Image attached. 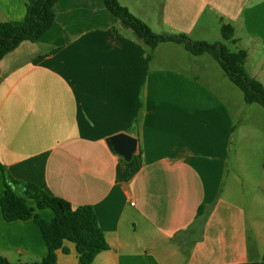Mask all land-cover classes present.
<instances>
[{"label":"crops","instance_id":"1","mask_svg":"<svg viewBox=\"0 0 264 264\" xmlns=\"http://www.w3.org/2000/svg\"><path fill=\"white\" fill-rule=\"evenodd\" d=\"M118 1L153 31L195 40L231 23L264 85V0ZM34 2L0 0V22L21 23ZM54 11L37 41L0 60V199L6 172L93 205L109 249L91 264H264L261 224L252 237L247 222L243 136L205 53L150 49L104 0H56ZM122 132L137 138L133 165L106 143ZM63 245L57 264H79L74 243ZM46 252L38 225L6 221L0 205V254L17 263Z\"/></svg>","mask_w":264,"mask_h":264},{"label":"trees","instance_id":"2","mask_svg":"<svg viewBox=\"0 0 264 264\" xmlns=\"http://www.w3.org/2000/svg\"><path fill=\"white\" fill-rule=\"evenodd\" d=\"M55 2L35 0L26 6L21 23L0 22V60L23 41H37L51 27L55 20ZM104 3L114 16L133 28L150 49L161 42H174L183 45L192 55L210 54L230 81L242 90L246 103L264 107V85L246 71L245 49L233 51L220 41L195 40L185 32H155L118 0H104ZM220 32L223 39L235 42V28L231 23H221ZM127 163L133 165L134 161ZM4 178L5 188L0 199L3 218L6 221L32 219L41 231L47 252L38 260L17 263L0 254V264H57L56 251L59 248L67 251L63 245L66 240L74 243L79 264H91L98 253L109 249L93 205L73 206L69 200L51 194L33 182L18 181L6 172ZM45 208L53 212L51 219L44 218L39 212ZM198 210L200 214L202 206Z\"/></svg>","mask_w":264,"mask_h":264},{"label":"rangeland","instance_id":"3","mask_svg":"<svg viewBox=\"0 0 264 264\" xmlns=\"http://www.w3.org/2000/svg\"><path fill=\"white\" fill-rule=\"evenodd\" d=\"M163 0H154L156 2L157 8ZM207 41L214 42L220 41L228 47L236 51L240 48L239 45L235 44L232 41L225 40L221 37L220 28L216 26H210V29L205 33ZM196 39V38H195ZM180 50L186 54V56L192 57L193 55L186 51L183 45H178ZM204 58H208L205 63L209 67L207 72L214 73L216 76L222 80L220 88L218 86L221 94L226 97L227 103L233 114L235 115V120L237 128L241 131L243 136L242 146L245 148L241 149V154H246L247 157L243 158L245 162H248V167L246 170L251 174V178L257 180V184L252 183L251 179L248 176H242L243 179V188L245 189L248 196H252L250 201H247L248 215L247 222L251 236L253 237L254 227L252 221L258 220L261 224V232L264 234V166L262 167L261 162H264V107L258 103L248 104L244 100V95L242 90L236 86L227 75L224 74L223 69L216 61L214 57L210 54L205 53ZM197 58V57H194ZM250 75V74H249ZM246 131H253L258 133L260 138L252 137V134H249ZM236 142V137H235ZM234 145L231 154V159H229V165H233L235 160ZM260 161V162H259Z\"/></svg>","mask_w":264,"mask_h":264},{"label":"water","instance_id":"4","mask_svg":"<svg viewBox=\"0 0 264 264\" xmlns=\"http://www.w3.org/2000/svg\"><path fill=\"white\" fill-rule=\"evenodd\" d=\"M109 149L126 162H131L137 151V138L128 133H118L106 138Z\"/></svg>","mask_w":264,"mask_h":264}]
</instances>
